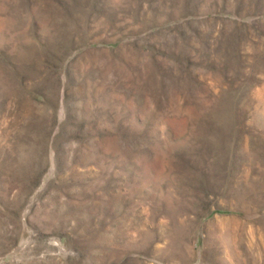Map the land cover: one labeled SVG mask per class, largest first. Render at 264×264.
I'll use <instances>...</instances> for the list:
<instances>
[{
    "label": "rangeland",
    "instance_id": "rangeland-1",
    "mask_svg": "<svg viewBox=\"0 0 264 264\" xmlns=\"http://www.w3.org/2000/svg\"><path fill=\"white\" fill-rule=\"evenodd\" d=\"M0 264H264V0H0Z\"/></svg>",
    "mask_w": 264,
    "mask_h": 264
}]
</instances>
